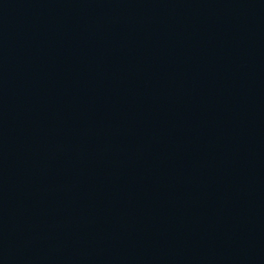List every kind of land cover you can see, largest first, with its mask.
Here are the masks:
<instances>
[{
	"label": "water",
	"instance_id": "1",
	"mask_svg": "<svg viewBox=\"0 0 264 264\" xmlns=\"http://www.w3.org/2000/svg\"><path fill=\"white\" fill-rule=\"evenodd\" d=\"M0 264H264V0H0Z\"/></svg>",
	"mask_w": 264,
	"mask_h": 264
}]
</instances>
